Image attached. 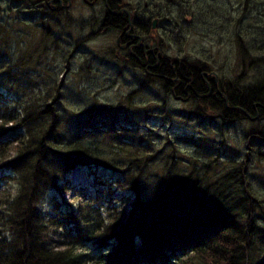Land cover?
Wrapping results in <instances>:
<instances>
[{
  "label": "trees",
  "instance_id": "1",
  "mask_svg": "<svg viewBox=\"0 0 264 264\" xmlns=\"http://www.w3.org/2000/svg\"><path fill=\"white\" fill-rule=\"evenodd\" d=\"M102 1L109 9L121 12L122 0ZM158 1L166 10L160 9L159 13L164 22L172 19L184 24L190 20L213 34L223 32L234 39L243 62L256 66L261 77L256 86H239L236 80L233 84L239 87H224L223 82L217 88V73L210 74L207 63L199 59L176 61L152 53L148 62L143 58L142 46L135 49L137 54H128L133 64L143 67L149 63L144 69L147 77L152 76L166 89L175 88L204 108L209 106L224 123L252 122L249 143L263 142L264 0H239L237 4L231 0ZM148 13L147 19L151 20V11ZM140 15L133 17L135 23L146 16ZM129 19L127 12L117 16L107 12L103 24L112 31L123 30ZM138 32L133 30L138 38L142 37ZM153 63L156 66L149 68ZM205 73L211 75L210 79ZM209 84L212 96L199 98L197 95L209 93ZM45 104L37 102L33 107L27 100L20 110L0 112L8 125H14L11 129L19 130L12 140L0 144V158L9 159L7 165L13 171L0 190V264H264L262 193L249 175L250 153L264 163V152L257 150L262 145H250L247 156L230 161L233 170L214 181L207 179L208 168L203 164V174L195 171L196 167L190 174L172 169L149 194L143 195L142 182L137 180L140 187L134 186V179L127 176L128 168L144 178L156 157L154 152L129 142L104 155L81 140H68L59 133L62 117L52 105ZM124 160L129 162L125 167L128 171L121 168L120 162L126 164ZM89 164L107 166L122 174L117 181L119 188L135 193L129 209L110 207L103 215L97 211L99 208L91 209L95 203H82L68 210L64 218L45 216L42 194L49 189L62 192L60 185L70 170ZM65 218H72L76 226ZM87 248L96 255L88 254Z\"/></svg>",
  "mask_w": 264,
  "mask_h": 264
},
{
  "label": "rangeland",
  "instance_id": "2",
  "mask_svg": "<svg viewBox=\"0 0 264 264\" xmlns=\"http://www.w3.org/2000/svg\"><path fill=\"white\" fill-rule=\"evenodd\" d=\"M120 4L121 12H115L102 0H0V112L20 110L27 100L33 107L37 102L46 103L62 117L59 133L68 140H81L104 155L129 142L147 147L156 157L144 178L136 176L133 168L127 173L131 181L134 179V186L140 187L137 180L142 182L143 195L172 169L190 174L196 167L195 171L203 174V164L208 168L207 179L214 181L229 174L233 170L229 162L243 160L250 145H262L257 150L264 152V141L249 143L252 122L224 123L209 106L204 108L175 88L166 89L152 76L147 77L149 63L135 66L128 56L145 45L148 53L162 58L165 55L176 61L199 59L207 63L209 73H217V88L223 82L224 87L231 88L240 83L256 86L261 76L256 66L243 62L237 42L223 32L211 33L198 22H164L159 13L166 10L158 0H122ZM148 11L151 20L147 19ZM107 12L116 16L127 12L130 19L126 28L112 31L104 25ZM136 14L146 16L135 23ZM133 28L139 31L142 42ZM149 66L154 68L156 64ZM210 74H204L207 80ZM236 80L239 86L233 84ZM208 86L209 93L197 95L199 98L212 96ZM1 117L0 133H4L0 134V143L19 133ZM250 154L249 175L259 186L264 206V163ZM7 161L0 158V188L3 175L11 174L6 169ZM128 163L120 162L121 168L128 171ZM69 174L74 181L62 184V193L49 189L40 198L43 213L51 219L65 213L68 205L80 202L92 201L96 206L91 209L99 208L97 211L106 215L109 204L125 211L135 200L133 191L119 189L117 181L123 176L113 170L89 164Z\"/></svg>",
  "mask_w": 264,
  "mask_h": 264
},
{
  "label": "flooded vegetation",
  "instance_id": "3",
  "mask_svg": "<svg viewBox=\"0 0 264 264\" xmlns=\"http://www.w3.org/2000/svg\"><path fill=\"white\" fill-rule=\"evenodd\" d=\"M121 40V39H120ZM141 40V42H142V39H140ZM131 43H129V44H127L126 46H128V45H130ZM143 47H144V49H143V54H144V56L146 55L147 57L149 56V54L150 53H148L149 51H147V47L145 46V45H142ZM125 49H127V47H122V50H125ZM130 50V49H129ZM135 57H136V59H138L137 58V56L136 55H134ZM145 56V61H148V59H147V57ZM149 62V61H148ZM160 64V62L158 63V65ZM148 68V67H147ZM149 68H151V66H149Z\"/></svg>",
  "mask_w": 264,
  "mask_h": 264
},
{
  "label": "bare ground",
  "instance_id": "4",
  "mask_svg": "<svg viewBox=\"0 0 264 264\" xmlns=\"http://www.w3.org/2000/svg\"><path fill=\"white\" fill-rule=\"evenodd\" d=\"M107 6V5H106ZM146 200V199H145ZM104 204H106V203H104Z\"/></svg>",
  "mask_w": 264,
  "mask_h": 264
},
{
  "label": "water",
  "instance_id": "5",
  "mask_svg": "<svg viewBox=\"0 0 264 264\" xmlns=\"http://www.w3.org/2000/svg\"><path fill=\"white\" fill-rule=\"evenodd\" d=\"M154 26H155V23H154Z\"/></svg>",
  "mask_w": 264,
  "mask_h": 264
}]
</instances>
